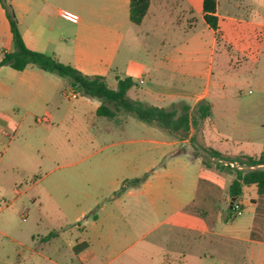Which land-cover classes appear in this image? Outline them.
<instances>
[{"label":"rangeland","instance_id":"374dc122","mask_svg":"<svg viewBox=\"0 0 264 264\" xmlns=\"http://www.w3.org/2000/svg\"><path fill=\"white\" fill-rule=\"evenodd\" d=\"M52 3L92 18L91 0ZM152 20L148 17L142 27L130 25L147 32L142 42L150 46L148 61L169 52L180 37L170 35L167 18L159 27ZM200 28L198 24L196 33ZM59 49L58 58L52 57L70 64L71 51ZM156 66L135 88L150 90L146 98L139 95L145 105L170 108L169 99L157 101L154 90L192 95L204 87L201 76H163ZM30 68L40 81L33 86L29 81L20 96L14 90L0 98V264H181L183 253V264H204L213 252L237 261L245 243L226 251H213L206 242L183 248L179 238L186 232L166 219L183 207L210 222L220 206L237 232L247 229V189H242L244 208L237 198L231 201V208L239 203L241 215L233 208L227 211L226 205L235 169L247 166H240V160L229 162L227 156L211 158L202 149L220 144L239 151V146L253 144L256 152L263 150L262 57L244 69L239 64L225 68L215 56L205 100L209 112L201 117L192 110V137L122 110L112 120L99 117L96 99L79 92L75 98L67 96L74 90L67 78ZM106 83L116 85L112 76ZM127 94L134 98V93ZM181 104L174 105L179 109ZM83 241L93 253L86 263L73 253Z\"/></svg>","mask_w":264,"mask_h":264},{"label":"crops","instance_id":"0c3cea01","mask_svg":"<svg viewBox=\"0 0 264 264\" xmlns=\"http://www.w3.org/2000/svg\"><path fill=\"white\" fill-rule=\"evenodd\" d=\"M7 1L17 14L18 28L28 48L55 58H58L56 51L59 48L66 52L71 51L72 61L69 65L89 76H103L106 81L112 76L115 84L117 77L129 76L135 85L127 93H134V99H139V95L146 98L150 92H137L135 88L144 83V78L151 74V68L156 65V71L161 70L163 76L174 73L181 77L189 74L203 77L204 87L192 95L183 91H153L157 101L169 99L168 104L171 106L182 101L193 109V105L208 97L211 64L215 56L225 68L239 64L246 69L251 63L258 64L261 57L264 62V0H216L214 14L217 17V29L209 26L204 19L203 0H149L147 12L140 24L129 19V0H91L92 18L90 15L88 17L55 5L52 0ZM61 8L76 13L78 21L71 23L62 19L59 15ZM148 17L156 19L154 26L165 24L167 18L170 35L173 34L176 38L180 36L176 39L177 46L160 54L157 60L152 55L150 61L147 60L150 46L142 42L143 35L147 36V32L143 34L142 30H135L130 26L132 24L142 27ZM126 19L131 24L126 25ZM198 24L201 28L196 33ZM59 42L62 47H58ZM12 50L9 21L0 3V59L4 52ZM30 67L15 70L7 65L0 66V98L10 97L14 90L16 96H20L29 81L32 86L40 81L39 74L32 72L30 69L33 68ZM194 67L201 69L192 70ZM186 98H190L191 103L185 102ZM259 127L264 129V120L259 123ZM194 132L191 127L187 136L192 137ZM243 138L247 140L246 136ZM220 146L218 144L209 148L219 152L222 158L227 156L235 161H244V156L258 157L264 153V148L256 152L253 144L239 146V151ZM243 188L247 189L249 200L245 209L249 213L247 229L240 228L237 232L226 210L220 206L219 211L213 213V220L210 222L202 220L199 215L184 211L183 207L166 219V223L186 232L179 238L183 248L188 249L190 244L191 250L194 244L206 242L211 244L213 251L220 248L226 251L231 245L246 244L244 252L239 253L234 263L229 260L230 257H218L217 252H213L214 254L204 258V264H264V194L258 193L256 184L242 185L241 194L237 197L242 208ZM231 200L229 195L227 211L232 210ZM215 222L220 224V231L224 233L217 230ZM85 242V246L73 253L86 263L93 257V253L89 252V244ZM197 255L206 256L205 253ZM222 255H226V252ZM186 260L183 253L179 262L183 264Z\"/></svg>","mask_w":264,"mask_h":264},{"label":"trees","instance_id":"16d2710c","mask_svg":"<svg viewBox=\"0 0 264 264\" xmlns=\"http://www.w3.org/2000/svg\"><path fill=\"white\" fill-rule=\"evenodd\" d=\"M5 10L12 34L13 50L4 52L0 59V66L7 65L15 70H23L27 66H36L42 70L54 72L61 77L68 79L69 84L76 92L96 99L99 102L95 113L99 117L112 120L121 110L129 112L138 119L155 123L169 131L188 134L193 122L192 110L198 111L201 117L208 115L209 105L205 100L197 103L194 109L183 103L179 109L173 106L169 109L156 105H145L139 99L131 98L127 91L135 85L129 76L117 77L116 85L111 88L103 76H89L83 74L69 64H61L53 57L42 52L28 48L20 34L17 19L10 3L0 0ZM149 6V0H129V19L135 24H140ZM216 0H203L204 19L209 26L217 29V17L215 16ZM211 157L222 160L221 154L212 148L202 149ZM240 160V166L245 164L247 169H235V177L229 186V195L237 198L241 194L242 185L256 184L259 194H264V153L258 157L244 156ZM233 162L235 160H227ZM223 167V165L221 166ZM139 181V179H136ZM86 245L74 246V251Z\"/></svg>","mask_w":264,"mask_h":264},{"label":"built area","instance_id":"2783aa9c","mask_svg":"<svg viewBox=\"0 0 264 264\" xmlns=\"http://www.w3.org/2000/svg\"><path fill=\"white\" fill-rule=\"evenodd\" d=\"M59 15L62 19L68 21V22H71V23H76L78 21V15L70 10H67V9H63L61 8L59 10ZM77 95L76 91H71L68 93V97H71V98H75ZM232 208H233V211L235 213V215H241L242 213V210L239 206V203H234L232 205Z\"/></svg>","mask_w":264,"mask_h":264},{"label":"water","instance_id":"95a60500","mask_svg":"<svg viewBox=\"0 0 264 264\" xmlns=\"http://www.w3.org/2000/svg\"><path fill=\"white\" fill-rule=\"evenodd\" d=\"M234 200H235V197H233L231 201L233 202Z\"/></svg>","mask_w":264,"mask_h":264}]
</instances>
